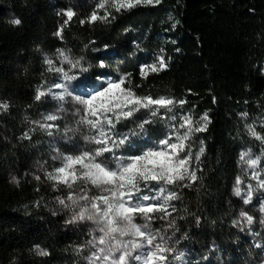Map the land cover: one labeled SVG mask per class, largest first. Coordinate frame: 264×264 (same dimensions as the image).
<instances>
[{"label": "trees", "instance_id": "trees-1", "mask_svg": "<svg viewBox=\"0 0 264 264\" xmlns=\"http://www.w3.org/2000/svg\"><path fill=\"white\" fill-rule=\"evenodd\" d=\"M74 5L72 0H0V101L9 104L0 112V264H87L90 236L81 223H65L68 218L55 198L69 190L61 185L54 191L45 178L50 171L48 135L33 124L46 109L45 102L35 100L36 90L50 87L55 78L45 57L57 62L58 48L84 57V67L90 66L82 74L85 83L94 84L101 72L113 78L131 74L125 85L139 96L185 100L183 108L176 106L177 116L191 114L199 120L208 113L211 123L197 134L205 148L193 167L200 179L183 182L190 187H174L180 196L172 201L175 227L159 219L152 227L189 264H263L264 242L233 225L242 210L233 188L240 153L264 148L246 127L252 125L264 136V0H161L113 12L117 18L109 24L83 25L80 20L90 15ZM69 8L76 15L61 39L54 33L67 17L58 13ZM14 19L21 24L13 25ZM136 43L163 55L167 67L141 78L139 62L130 58ZM122 55L127 59L118 65L116 58ZM101 59L105 68L99 67ZM137 116V123L146 118L143 112ZM164 124L147 125L149 137ZM134 127L131 122L118 126L121 132ZM26 132L30 138H24ZM147 143L145 138L135 147L141 151ZM122 153L137 154L135 148ZM36 244L49 255H37Z\"/></svg>", "mask_w": 264, "mask_h": 264}, {"label": "snow or ice", "instance_id": "snow-or-ice-1", "mask_svg": "<svg viewBox=\"0 0 264 264\" xmlns=\"http://www.w3.org/2000/svg\"><path fill=\"white\" fill-rule=\"evenodd\" d=\"M160 3L161 0H100L90 16L81 19L80 24H92L97 21L109 24L117 18L113 12L118 14L136 7ZM100 11H103V15H99ZM58 15L67 17L54 33L62 39L64 28L69 25L76 13L69 8L62 9ZM169 19H172L171 16ZM11 23L20 25L21 20L14 19ZM177 24L179 21L172 27L175 28ZM108 47L104 45L105 49ZM69 52L70 50L59 48L56 50L59 64L45 57L47 71L54 73L60 82L53 83L51 87H38L35 95L37 101L45 96H51L58 102L59 112L67 111L65 104H71L73 108L71 115L78 119L75 121L77 127L65 126L63 129V138L67 142H75L68 134L79 132L80 126L86 128L88 132L83 135L87 145L85 150L79 154H60L59 149H56L58 155L52 159L59 160L60 166L45 171L44 174L45 178L52 182L54 191L60 190L61 185L69 190L66 196L55 198L63 209L72 210L71 217L65 223L91 222L94 226L88 229L91 239L87 241V245L91 247V254L86 257L87 264H134V262L167 264V254L173 252V248L167 246V239L161 235L160 229L153 230L151 225L153 221L159 219L167 221L169 228L175 227L172 212H175L176 208L172 201L179 200L180 196L174 187L181 185L190 187L191 184L183 182L200 179L196 169L190 165L193 158L196 161L200 160L205 148L201 146L193 156L190 143L194 133L207 130V125L211 123L208 113L205 112L199 120H194L191 114L177 116L176 106L183 108L185 100L165 96L156 98L151 95L139 96L131 86L125 87L126 83L130 85L131 74L121 75L114 80L101 72L97 76L101 83L84 90L79 77L88 72L90 66L84 67L83 56L73 59ZM99 67H106L103 59ZM166 67L164 56L159 55L155 62L140 66V76L147 79L149 74L158 73ZM260 71L264 73V68ZM73 81L77 83L74 85ZM77 89H81L80 94H76ZM8 109V102L0 101V112H6ZM141 112L146 118L137 123V114ZM241 115L248 114L245 112ZM42 119L44 122L33 121V124L44 129L49 136H53V129L56 132L61 131L58 124L47 123L58 121L61 116L49 113ZM177 120L179 123H176ZM157 121H163L166 125L164 138L155 142L153 147L140 151L135 146L138 141L149 138L146 126ZM126 122L133 123L135 127L128 129L127 132H121L118 126L126 127ZM246 127L253 137L264 142V136L258 134L252 125ZM24 138H30L27 132L24 133ZM134 148L137 152L135 155H118L121 150L133 151ZM250 152L251 150L241 152L240 160L246 163L249 169L254 170L251 178L257 180L256 188L249 184L245 192L239 176L233 188L234 195L240 197L245 205L252 203L254 192L264 190V179L260 178L259 171H255L261 163V157L251 158ZM34 178L37 181L41 179L39 175ZM12 182L18 185L19 179L12 176ZM78 186L77 192L74 189ZM90 189H96V194ZM40 203L37 201L34 206L39 207ZM259 210L264 213V201L261 202ZM52 214L57 213L53 211ZM239 216L241 220H234L233 225L244 231V225L241 223L243 221L251 232L253 216L244 210L240 211ZM137 218L142 219L144 223H137ZM260 223L264 225V219H261ZM33 250L39 256L49 255L48 250L39 244L34 245ZM182 256L183 253L176 259H181Z\"/></svg>", "mask_w": 264, "mask_h": 264}, {"label": "rangeland", "instance_id": "rangeland-1", "mask_svg": "<svg viewBox=\"0 0 264 264\" xmlns=\"http://www.w3.org/2000/svg\"><path fill=\"white\" fill-rule=\"evenodd\" d=\"M72 2H74V4H75L74 6H76V8H79V10L83 9L85 13H88V15H90L92 13V11L96 8V4L99 3L100 0H72ZM78 4L80 5L79 7L77 6ZM102 14H103V11H100L99 15H102ZM137 45H138L137 43L134 45L135 46L134 53L130 57L131 59L138 61L140 66L144 65V64H151V63L156 61L157 56H155L154 54H150L148 51H146L144 49V47H141L139 45L137 47ZM69 55L73 59H77L76 57L72 56L71 54H69ZM116 59H117L118 65H120L127 59V56L126 55L117 56ZM57 64H59V60H57ZM65 67L67 68V65H65ZM97 76H96L94 84L101 83V81L97 80ZM107 77H110V76H107ZM119 77H116V78L111 77V78L116 80ZM79 80L83 82L82 88L84 90L91 89L94 85V84L89 83V82L85 83L82 79V75L79 77ZM58 82H60V81L56 78V75H55V78H54V81L52 82V84L58 83ZM76 83H77V81H73L74 85ZM125 87H127V86L125 85ZM80 92H81V89H77L76 94H80ZM42 101L45 102V104H46V109H45L42 117L49 114V113H53V114H57V115L61 116V119L58 121H55V122L48 121L47 122V123H56L60 126V129H61L60 132H56L55 129H53V136H49L47 134L49 147H50L49 167H50V171H51L54 167L60 166L59 160H53L52 159L53 156L58 155L56 149H59L60 154H79L80 151L85 150L87 147L86 142L83 140V135L88 134V132H87L86 128H84L83 126H80L79 132L68 134L69 136H72L74 138L75 142L74 143L67 142L63 138V129L65 126L73 127V128L77 127L75 121H76V119H78V117H73L71 115V112L73 111L71 104L70 103L65 104L64 107L67 109V111L59 112L58 111L59 104L57 101L53 100L51 96H45L44 98H42ZM41 122H44L42 118H41ZM176 123H179V120H177ZM166 131H167V128H166V125L164 124V127L161 130L157 131L160 133L159 135H152L151 137L147 138L148 143L146 144V146L141 151H143L147 148L153 147L155 142H157L159 139L164 138V134L166 133ZM197 134L198 133H194V135L192 137V141L190 143L191 152L193 153V156L195 155V153H197L199 151V148L201 147V143L198 139ZM249 150H251V152H250L251 158H256L257 156L261 157V163L257 166L255 171H259L261 173L260 178L264 179V155H262V154H264V148L260 147L258 150L251 148V149L244 150L242 152H248ZM118 155L128 156L131 154L122 153V150H121V152H119ZM195 163H196V160L193 158L190 166L193 168ZM113 166H115V165H113ZM238 168H239L238 176L242 180L241 187L244 189V191L245 192L247 191L249 184L252 185V187L255 189L256 185H257V180H254L251 178L252 172L254 170L249 169L247 164L241 162V160H239ZM90 191L93 194H96V192H97L96 189H90ZM236 198L241 203L242 210L248 212V214L253 216V218H254V223L251 225V232L248 230V226L246 224H244L243 221L241 222L244 225V230H246V232L250 235L251 239H255V240H259L260 242H262V241L264 242V225H261V223H260L261 219H264V213L260 212V210H259L261 202L264 201V190H259V191L254 192L253 201L251 204H248V205L243 204V201L240 197H236ZM59 208L66 215V217L68 219L71 217L72 210L63 209L60 205H59ZM136 222L140 223V224L144 223V221L140 218H137ZM81 224L87 230V232H88L89 228L94 227L91 224V222H84ZM151 227H152V225H151ZM152 229H153V227H152ZM252 233H256V235H253ZM89 239H91V236L89 237ZM170 245H171V243L167 240V246L170 247ZM263 247H264V245H263ZM88 252L90 255L91 254V247L90 246H88ZM181 253H183V252H181ZM180 254H177L176 249L173 248V252L167 254V256H168L167 264H189V261L186 259L184 254H183L181 259H176V257L179 256ZM134 264H135V262H134ZM263 264H264V262H263Z\"/></svg>", "mask_w": 264, "mask_h": 264}]
</instances>
